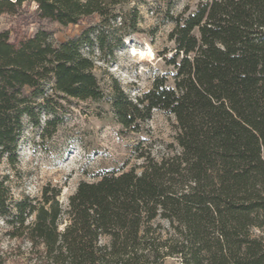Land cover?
Segmentation results:
<instances>
[{
    "label": "trees",
    "instance_id": "1",
    "mask_svg": "<svg viewBox=\"0 0 264 264\" xmlns=\"http://www.w3.org/2000/svg\"><path fill=\"white\" fill-rule=\"evenodd\" d=\"M123 2L0 0V19L24 26L31 5L40 22L100 19L59 44L46 28L29 37L0 24V165L18 163L27 123L56 125L60 98L108 102L130 132L156 111L176 129L164 151L138 144L135 164L92 174L66 202L51 184L17 200L0 175L16 242L0 264H264V0H205L170 16V72L136 99L115 80L107 94L95 74V50L115 54L106 30Z\"/></svg>",
    "mask_w": 264,
    "mask_h": 264
},
{
    "label": "rangeland",
    "instance_id": "2",
    "mask_svg": "<svg viewBox=\"0 0 264 264\" xmlns=\"http://www.w3.org/2000/svg\"><path fill=\"white\" fill-rule=\"evenodd\" d=\"M203 1L124 0L116 6V24L106 30L110 33L109 44L115 54L110 57L95 50L94 55L97 61L95 74L103 90L110 93L115 80L132 99L149 91L157 77L170 72L162 57L168 51L167 57L170 58L174 49L169 40L174 25L169 17L177 16L187 8L194 11ZM25 10L31 16L29 25H22L19 18L5 16L0 19L1 28L12 29L13 35L17 32L29 37L40 28H46L52 33L53 43L59 44L100 24L98 17L87 18L71 26L40 22L34 17V5L25 7ZM146 52H151V56L141 58L140 53ZM49 94L52 93L49 91ZM58 101L56 125L47 126V117L42 118L39 128L27 123L20 142L18 163L12 166L4 160L0 165V175L9 177L17 200L25 196L40 198L43 189L51 184L62 188L61 200L66 202L79 183L90 181L92 174L125 163L129 166L135 164L133 152L138 144L152 146L157 155L164 151L166 145L174 143L175 120L162 112H154L152 119L135 133L117 122L108 102L64 98ZM7 232L8 227L0 217V252L11 255L16 242L9 239ZM18 263L17 257L9 256L5 264Z\"/></svg>",
    "mask_w": 264,
    "mask_h": 264
},
{
    "label": "bare ground",
    "instance_id": "3",
    "mask_svg": "<svg viewBox=\"0 0 264 264\" xmlns=\"http://www.w3.org/2000/svg\"><path fill=\"white\" fill-rule=\"evenodd\" d=\"M148 50V49H147ZM137 52V51H136ZM139 52V51H138ZM138 54V53H137ZM141 58H149L151 56V52H146V53H140Z\"/></svg>",
    "mask_w": 264,
    "mask_h": 264
}]
</instances>
